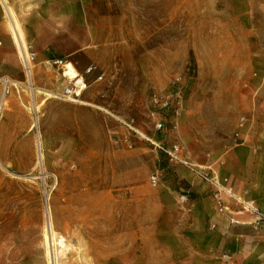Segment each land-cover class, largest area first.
Returning a JSON list of instances; mask_svg holds the SVG:
<instances>
[{
    "label": "rangeland",
    "instance_id": "obj_1",
    "mask_svg": "<svg viewBox=\"0 0 264 264\" xmlns=\"http://www.w3.org/2000/svg\"><path fill=\"white\" fill-rule=\"evenodd\" d=\"M96 7L102 19L97 60L87 52L62 58L87 85L76 101L59 97L68 82L64 65L34 58V84L55 94L36 91L35 99L24 66L26 81L17 94L32 117L31 159L0 162V264H50L48 248L57 264H161L189 257L182 236L155 235V203L169 205L174 195L184 204L191 192L150 182L155 168L169 166L143 136L162 138L150 95L171 90L181 77L186 96L179 129L165 140L181 143L196 164L233 150L240 118L252 104L264 105V0H97ZM92 65L96 69L87 73ZM46 97L94 109L100 124L71 136L49 121L46 133L39 105ZM121 120L133 121L143 135ZM14 161L20 165L13 167ZM48 209L51 246L44 237Z\"/></svg>",
    "mask_w": 264,
    "mask_h": 264
},
{
    "label": "crops",
    "instance_id": "obj_2",
    "mask_svg": "<svg viewBox=\"0 0 264 264\" xmlns=\"http://www.w3.org/2000/svg\"><path fill=\"white\" fill-rule=\"evenodd\" d=\"M6 1L23 25L38 64L82 52L97 60L102 21L97 0ZM4 75L16 82L17 92L13 89L5 100L4 122L0 123V162L9 166L10 159L15 160L19 155L26 164L31 159L33 125L25 95V101L18 97L19 85H25L26 74L4 1L0 0V77ZM259 91L260 88L255 87L254 92ZM35 102L38 104L37 100ZM39 105H44L40 122L46 133L49 121H54L57 127H65L64 133L71 136H83L85 131L89 133L100 124L94 109L70 101L46 97ZM63 107L69 112L58 114L57 110ZM243 116L247 121L233 150L212 161L204 158L198 163L212 165L226 185L243 194L245 200L253 202L264 214V105L252 104ZM12 165L18 167L20 164L14 161ZM169 185H176L180 193L190 191L191 198L181 204L172 195L169 205L164 201L155 203V235L167 230L168 234H173L170 237L182 236L187 243L183 255L189 257L179 261L173 258L161 264H264V221L256 224V212L243 210L237 203H232L228 212L218 211L209 185L184 166L173 167L159 186ZM231 218L235 222H231ZM224 254L230 255L228 262ZM169 256H175V252L171 251Z\"/></svg>",
    "mask_w": 264,
    "mask_h": 264
},
{
    "label": "built area",
    "instance_id": "obj_3",
    "mask_svg": "<svg viewBox=\"0 0 264 264\" xmlns=\"http://www.w3.org/2000/svg\"><path fill=\"white\" fill-rule=\"evenodd\" d=\"M30 48V46H29ZM31 56L26 58L25 68L31 63L35 55L30 52ZM54 63L63 66L66 62L63 59L56 60ZM29 68V67H28ZM96 69V66L92 65L87 68L86 72L91 73ZM64 73V71H63ZM81 76V75H80ZM83 83H78V79H71L68 77V82L65 85L59 97L65 100L78 99L79 92L83 90V84L86 86L84 76H81ZM102 78V76H99ZM2 84V93L0 95V119L5 111V99L11 93L12 89H17L14 81L7 75L0 77ZM186 96V85L182 81L181 77L176 78L173 82L171 90L166 91H153L150 95V105L152 115L155 117V130L161 135V139L156 137H148L133 124V121L121 120L123 125L128 127L135 134L143 135L148 142H150L154 148L160 152L168 161L169 166L166 168L157 167L150 174V182L153 186H159L165 182L167 174L171 173L173 167L184 166L188 168L192 173L197 175L201 180L209 185L212 190V196L216 203L218 211L224 213L230 211V205L237 203L241 205L243 210L253 211L257 214L256 224L259 221H264V214L260 213L254 206L253 202L247 201L243 194H238L231 187L226 185L224 180L220 177L219 173L212 165H200L193 163L190 159L188 151L185 147L177 141H166V137L172 133L177 132L180 125L181 114L183 109V103ZM247 118L242 116L237 125L236 137L240 136L241 129L245 126ZM124 141H128L127 139ZM120 143V141H117ZM131 145V144H130ZM246 192H244L245 194ZM181 201L187 200L186 194H181ZM231 222H235L234 218H231ZM224 259L228 262L231 257L229 254L223 255ZM227 264H230L227 263Z\"/></svg>",
    "mask_w": 264,
    "mask_h": 264
},
{
    "label": "bare ground",
    "instance_id": "obj_4",
    "mask_svg": "<svg viewBox=\"0 0 264 264\" xmlns=\"http://www.w3.org/2000/svg\"><path fill=\"white\" fill-rule=\"evenodd\" d=\"M3 1H4V4H5L7 16H8V19H9V24H10V27H11L12 35H13L16 43H17V46H18V49H19V53L21 54V57L23 59L24 66H25V62H26L25 59L30 57V53H29L28 46H27L28 44H26V40H25V37H24L23 30H22L21 25H20V23H19V21H18V19L16 17L15 12L13 11V9L11 7H9V5L7 4L6 0H3ZM26 71H27L28 78H29V81H30L29 86H30L31 91L33 93L34 99H35V91H37V93H38L37 95L44 94V95H48V96H55V94L53 92H50V91H47V90L42 89L40 87H37L34 84V81H33L32 76H31L32 75V70H31L30 63L27 66ZM63 76L64 77H69L71 79H78V83H83L79 72L77 71V69L75 68L73 63L70 62V61H68V62H66L64 64ZM86 87H87V85L85 86L83 84V89L86 88ZM81 94H82V91L79 92V96ZM76 100L77 99H75L74 101H76ZM34 109L37 111L36 103H34ZM36 119H38V118L36 117ZM36 124L37 123L35 122L34 126H36ZM37 136H38V159H39L38 163L40 165H42L43 164V151H42V142H41V139H40V131L39 130H38V135ZM47 225H48V227H47ZM52 231L53 230H52V224H51V218H50V211L48 209L47 215H46V231L44 232V237H45V241H46L47 245L50 244V246H51V244L54 243V240H55ZM65 245H67V244H65ZM64 248L62 249V251L65 250ZM48 255H49L50 264H57V263H55V261H54L55 259H53L54 258L53 254H52V252H50L49 248H48Z\"/></svg>",
    "mask_w": 264,
    "mask_h": 264
}]
</instances>
